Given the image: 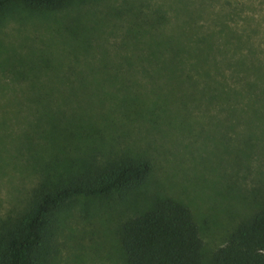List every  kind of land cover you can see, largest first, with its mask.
<instances>
[{
  "label": "rangeland",
  "instance_id": "rangeland-1",
  "mask_svg": "<svg viewBox=\"0 0 264 264\" xmlns=\"http://www.w3.org/2000/svg\"><path fill=\"white\" fill-rule=\"evenodd\" d=\"M228 1L239 12L225 20L243 29L253 15V38L264 48V0ZM225 7L220 0H69L57 9L0 11L3 147L20 134L36 169L58 150L60 170L117 155L151 164L137 189L67 200L56 215L50 264H124L121 222L160 196L190 207L202 264H210L228 234L264 206V118L233 114L209 98L213 78L229 84L227 68L223 75L184 66L182 55L167 60L183 53L188 37L217 29ZM154 54L159 63L150 62ZM2 156L0 219L26 207L40 173L26 164L28 151L24 161Z\"/></svg>",
  "mask_w": 264,
  "mask_h": 264
},
{
  "label": "trees",
  "instance_id": "trees-1",
  "mask_svg": "<svg viewBox=\"0 0 264 264\" xmlns=\"http://www.w3.org/2000/svg\"><path fill=\"white\" fill-rule=\"evenodd\" d=\"M69 0H0V11L13 5L31 9H57ZM205 0H200L204 3ZM216 13L217 29L188 37L183 53L172 52L167 60L181 56V63L190 68H202L224 75L227 80L213 78L209 98L225 101L231 113L264 118V48L255 42L258 32L254 16L248 15L247 26L238 29L228 23L227 17L238 15L237 5ZM254 0L245 3L253 7ZM154 54L150 62L159 63ZM164 60H162L163 62ZM207 91V87L205 89ZM7 119H0V126L7 127ZM6 146L0 135V160L5 150L12 161L25 159L38 179L31 187L26 207L17 213H7L0 219V264H50L53 256L54 223L56 215L67 200L75 196H103L114 192L131 191L145 182L151 170L148 159L134 155H117L98 160L89 157L80 167L74 163L60 165L61 151L51 160H45L36 169L35 153L29 144L18 141ZM12 149V151H10ZM16 163V162H15ZM24 163V162H23ZM56 163V164H54ZM124 264H202L203 240L199 226L189 206L171 196L157 197L152 205L132 217L124 219L119 228ZM210 264H264V206L255 210L238 224L227 236L226 242L216 249Z\"/></svg>",
  "mask_w": 264,
  "mask_h": 264
}]
</instances>
